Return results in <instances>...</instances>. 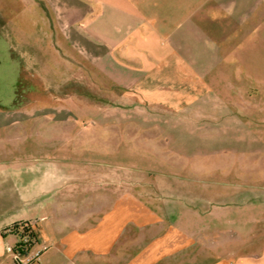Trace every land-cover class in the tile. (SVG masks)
<instances>
[{
  "label": "crops",
  "instance_id": "1",
  "mask_svg": "<svg viewBox=\"0 0 264 264\" xmlns=\"http://www.w3.org/2000/svg\"><path fill=\"white\" fill-rule=\"evenodd\" d=\"M18 1L8 11L21 21L65 29L64 62L79 43L80 61L122 88L107 116L136 120L148 145L130 169L154 177L122 190L120 146L88 132L106 120L75 127L70 105L45 112L55 120H35L24 100L0 108V129H63L44 147L18 135L2 156L0 264H17L8 229L20 222L35 264H264V246L246 252L264 237V0Z\"/></svg>",
  "mask_w": 264,
  "mask_h": 264
},
{
  "label": "rangeland",
  "instance_id": "2",
  "mask_svg": "<svg viewBox=\"0 0 264 264\" xmlns=\"http://www.w3.org/2000/svg\"><path fill=\"white\" fill-rule=\"evenodd\" d=\"M19 3L18 0H0V108L15 107L24 100L27 113L41 112L40 116L35 114V120H55L45 112H60V107L70 105L66 120H74L75 127L86 126L89 120H106L102 131L96 128L103 126L90 125L89 135L96 136L97 131L105 134V141L101 143L105 144L106 150L120 146L121 167L119 172L115 171V177L120 180L122 190L132 187L134 183L144 186L154 175L130 169V161L134 160L136 168H142L139 164L144 159L130 156L146 148V134L133 128L136 120H121L120 126H113L110 124L112 119L107 116L112 113L111 105L122 88L115 86L105 72L97 69L95 61H89L87 67L85 62L80 61L79 56L83 51L79 43L72 45L74 59L66 58L65 61L67 65L71 64L72 71L66 70L63 54L69 46L64 42L65 29L48 27L46 22L38 24L36 13L32 12L25 14V21H21L18 19L21 13L8 11V8H16ZM41 4H44L43 1ZM85 111L86 114H80ZM257 122L264 128V120ZM61 127L60 124L21 126L14 123L1 128L0 169L6 160L2 156L17 150L18 135L39 134L44 147V143H50L52 135L63 132ZM29 141H33L32 138L25 142ZM138 188L137 185L136 190ZM246 244L248 255L256 257L264 246V237H250Z\"/></svg>",
  "mask_w": 264,
  "mask_h": 264
},
{
  "label": "trees",
  "instance_id": "3",
  "mask_svg": "<svg viewBox=\"0 0 264 264\" xmlns=\"http://www.w3.org/2000/svg\"><path fill=\"white\" fill-rule=\"evenodd\" d=\"M8 231L10 233L15 234L18 238H22L24 236L28 237V241L26 244L17 242L15 246L12 248V253L17 254L16 263L20 264L18 257H24L28 254L30 248L35 242V236L32 233L29 225L27 223H22V222L11 225Z\"/></svg>",
  "mask_w": 264,
  "mask_h": 264
},
{
  "label": "built area",
  "instance_id": "4",
  "mask_svg": "<svg viewBox=\"0 0 264 264\" xmlns=\"http://www.w3.org/2000/svg\"><path fill=\"white\" fill-rule=\"evenodd\" d=\"M28 241V237L24 236L22 238H18V243H22V244H26ZM40 255V251L37 252H33L30 253L28 252V254L24 257H18V260L22 263V264H35L36 261L38 260ZM14 257L17 258V254H14Z\"/></svg>",
  "mask_w": 264,
  "mask_h": 264
}]
</instances>
